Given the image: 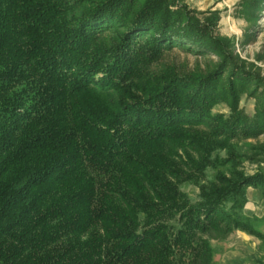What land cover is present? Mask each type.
<instances>
[{"label": "trees", "instance_id": "obj_1", "mask_svg": "<svg viewBox=\"0 0 264 264\" xmlns=\"http://www.w3.org/2000/svg\"><path fill=\"white\" fill-rule=\"evenodd\" d=\"M217 21L184 0H0V264H218L237 230L264 243L243 211L264 140L239 144L264 136V77ZM174 47L221 61L154 68Z\"/></svg>", "mask_w": 264, "mask_h": 264}, {"label": "rangeland", "instance_id": "obj_2", "mask_svg": "<svg viewBox=\"0 0 264 264\" xmlns=\"http://www.w3.org/2000/svg\"><path fill=\"white\" fill-rule=\"evenodd\" d=\"M242 2L243 0H184V3L193 10L217 11L216 34L231 40L230 51L233 61L264 77V9L254 20L243 12ZM243 40L246 41L243 42ZM220 61L221 57L217 54L201 56L181 47H174L163 54L161 62L154 68L167 65L174 66L180 71L205 70L212 68ZM261 89H264V86L258 87V91ZM239 106L244 108L246 113L252 114L254 99L243 94ZM228 110L225 103H218L213 108V112L227 113ZM263 140V135L241 140L239 141L240 150L248 152L250 144L260 143ZM243 167L247 173H253L256 168L264 167V161H244ZM183 188L192 195L196 193V188L192 186Z\"/></svg>", "mask_w": 264, "mask_h": 264}, {"label": "crops", "instance_id": "obj_3", "mask_svg": "<svg viewBox=\"0 0 264 264\" xmlns=\"http://www.w3.org/2000/svg\"><path fill=\"white\" fill-rule=\"evenodd\" d=\"M247 202L244 213L248 216L264 218V198L253 187L246 190ZM264 231V225L262 226ZM264 243L243 231H235L225 241L215 242L218 264H264Z\"/></svg>", "mask_w": 264, "mask_h": 264}]
</instances>
